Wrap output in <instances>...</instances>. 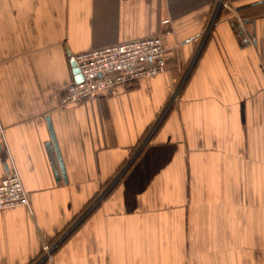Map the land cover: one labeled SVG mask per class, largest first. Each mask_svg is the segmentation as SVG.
<instances>
[{
  "label": "crops",
  "instance_id": "1",
  "mask_svg": "<svg viewBox=\"0 0 264 264\" xmlns=\"http://www.w3.org/2000/svg\"><path fill=\"white\" fill-rule=\"evenodd\" d=\"M226 2L0 0V178L13 163L28 198L0 210V264L107 187L53 264H264V0ZM148 35L163 73L58 106L68 52Z\"/></svg>",
  "mask_w": 264,
  "mask_h": 264
},
{
  "label": "built area",
  "instance_id": "2",
  "mask_svg": "<svg viewBox=\"0 0 264 264\" xmlns=\"http://www.w3.org/2000/svg\"><path fill=\"white\" fill-rule=\"evenodd\" d=\"M215 9L227 7L226 0H215ZM163 25L168 19L161 20ZM160 35L147 36L85 52L67 54V61L73 63L80 80L65 87L58 99L59 107H66L83 99L99 95L114 86H127L141 78H149L165 71L164 48ZM4 143L0 128V144ZM0 178V210L24 206L28 208V198L13 163L7 165ZM59 240V239H58ZM60 241V240H59ZM59 241L40 246L41 258L30 264H40L42 259H51V252Z\"/></svg>",
  "mask_w": 264,
  "mask_h": 264
},
{
  "label": "rangeland",
  "instance_id": "3",
  "mask_svg": "<svg viewBox=\"0 0 264 264\" xmlns=\"http://www.w3.org/2000/svg\"><path fill=\"white\" fill-rule=\"evenodd\" d=\"M174 97H175V93H172V96L169 98V100H168V102H166V105L167 106H164L166 109L169 107V106H171L170 104L172 103V101H173V99H174ZM165 108H164V110H165ZM109 187H107V188H105L104 190H100V192H99V194L96 196V198H95V200H94V202L91 204V205H89L78 217H77V219H75V221L70 225V227H69V229L65 232V233H62L61 234V236H60V238H59V240H61L62 238H64L65 236H66V233H69V232H71V231H73V229L74 228H76L79 224H80V222H81V220H82V218L83 217H85L84 215L89 211H92L93 210V208H95V206L96 205H98V203H100V201L104 198V196L109 192ZM75 230V229H74ZM59 245V244H58ZM58 245H56V246H58ZM57 247H55L54 248V250L51 252V259H49V260H45V259H42V262L40 263V264H43V263H48V264H53V253H54V251H55V249H56ZM41 258V253H39L38 254V256L32 261V262H34V261H36V260H39ZM189 261H190V257H188V258H186V260H185V262H184V264H188L189 263ZM31 262V263H32Z\"/></svg>",
  "mask_w": 264,
  "mask_h": 264
},
{
  "label": "water",
  "instance_id": "4",
  "mask_svg": "<svg viewBox=\"0 0 264 264\" xmlns=\"http://www.w3.org/2000/svg\"><path fill=\"white\" fill-rule=\"evenodd\" d=\"M241 7L243 8L244 6L241 5ZM241 7H240V8H241ZM70 64H71V66H72V68H73V70H72V71H73V74L77 77V79H76V82H77V81L80 80V75H79L77 69L74 67L73 63H70ZM50 140H51V142H52V134L50 135ZM48 143H49V142H48ZM48 143H47V147H48V149H50ZM53 147H54V146H53ZM57 162H58V168H59V170H60V174H61V176H63V169H62V166H61L60 159H59L58 155H57Z\"/></svg>",
  "mask_w": 264,
  "mask_h": 264
},
{
  "label": "trees",
  "instance_id": "5",
  "mask_svg": "<svg viewBox=\"0 0 264 264\" xmlns=\"http://www.w3.org/2000/svg\"><path fill=\"white\" fill-rule=\"evenodd\" d=\"M74 229H75V228H74ZM74 229H73V231H74ZM69 234H70V233H69ZM69 234H68V235H69ZM63 240H64V239H63ZM63 240H62V241H63ZM60 243H61V242H60Z\"/></svg>",
  "mask_w": 264,
  "mask_h": 264
}]
</instances>
